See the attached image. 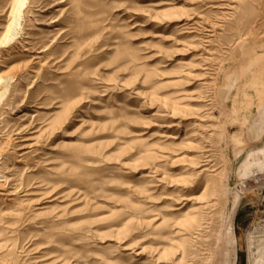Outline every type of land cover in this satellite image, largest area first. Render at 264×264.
<instances>
[{"label": "rangeland", "instance_id": "1", "mask_svg": "<svg viewBox=\"0 0 264 264\" xmlns=\"http://www.w3.org/2000/svg\"><path fill=\"white\" fill-rule=\"evenodd\" d=\"M14 2L0 264H254L264 0Z\"/></svg>", "mask_w": 264, "mask_h": 264}, {"label": "bare ground", "instance_id": "2", "mask_svg": "<svg viewBox=\"0 0 264 264\" xmlns=\"http://www.w3.org/2000/svg\"><path fill=\"white\" fill-rule=\"evenodd\" d=\"M23 1L24 0H15L14 5L12 7V14L17 12L19 7H21L23 5ZM17 26H18V23L14 20V22H12L7 27V31L4 35V39H3V42L1 44H3L4 42L13 40L16 37V35H17L16 27ZM13 80H14V77L4 78V77L0 76V90H2L0 97L3 95H6L7 93H9L11 91V89L13 87V84H12ZM3 178H6V177H3ZM5 182L8 183L7 178H6ZM231 239H233L232 233H231ZM254 259H255L254 264H264V240H261V242H259V244L255 250V253H254Z\"/></svg>", "mask_w": 264, "mask_h": 264}, {"label": "crops", "instance_id": "3", "mask_svg": "<svg viewBox=\"0 0 264 264\" xmlns=\"http://www.w3.org/2000/svg\"><path fill=\"white\" fill-rule=\"evenodd\" d=\"M258 124H261V125H263L264 124V121H263V119H261L260 121H259V123ZM257 124V125H258Z\"/></svg>", "mask_w": 264, "mask_h": 264}]
</instances>
